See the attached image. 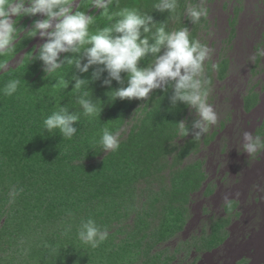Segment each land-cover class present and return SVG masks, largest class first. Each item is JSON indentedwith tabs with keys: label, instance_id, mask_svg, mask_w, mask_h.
I'll use <instances>...</instances> for the list:
<instances>
[{
	"label": "rangeland",
	"instance_id": "obj_1",
	"mask_svg": "<svg viewBox=\"0 0 264 264\" xmlns=\"http://www.w3.org/2000/svg\"><path fill=\"white\" fill-rule=\"evenodd\" d=\"M80 1L73 0L74 10L83 8L90 14L91 0L83 7ZM148 2L140 13L152 16L153 31L161 25L169 32L187 28L190 38L213 50L205 73L216 124L193 138L192 121L198 117L187 106L180 121L188 134L181 137L178 126L151 174L135 183L134 194L116 212L105 215H110L107 224L103 217L96 222L107 228L108 243L95 249L83 245L77 238L79 226L69 216L44 229L10 225L0 228V264H264V151L255 156L241 152L244 131L264 137V57L256 55L264 48V0H177L176 10L163 11L161 21V12L153 7L158 0ZM190 6L206 8L207 16L193 24L185 15ZM42 18L36 14L17 19L16 27L24 23L17 27L18 37L25 33L28 39L7 60L6 69L18 64L24 51L45 42L46 37H28L26 32ZM160 92L153 90L147 100H130L131 109L118 130L120 142L137 129ZM186 144L188 153L179 157ZM192 164L198 165L195 169L203 180L183 202L182 227L161 237L159 224L170 180Z\"/></svg>",
	"mask_w": 264,
	"mask_h": 264
},
{
	"label": "trees",
	"instance_id": "obj_2",
	"mask_svg": "<svg viewBox=\"0 0 264 264\" xmlns=\"http://www.w3.org/2000/svg\"><path fill=\"white\" fill-rule=\"evenodd\" d=\"M87 1L81 0L79 6L83 7ZM148 1L133 6L131 0H114L109 11L127 7L140 12ZM101 11L92 9L89 12L95 13L90 32L111 23L100 14ZM164 15V12L159 13V21L165 19ZM23 26V21L17 24L19 28ZM17 38L15 50L0 60L7 61L28 39L25 33ZM37 49H27L18 64L0 70V88L11 78L20 80L13 96L0 94V228L13 225L44 229L60 225L61 219L71 217L77 226L81 219L91 218L97 222L100 217L107 224L110 215H105L124 205L127 196L134 194L135 183L151 174L155 163L167 152V144L176 136L178 122L187 106L178 102L172 107L171 90L158 93L137 129L129 132L116 152L105 153L98 144L102 130H119L131 109L130 100L116 98L112 101L111 90L120 85L115 80L110 86L104 85L102 80L107 76L106 72L100 79L91 80L95 65L81 73L73 65L65 64L56 74L46 75L40 60H30L31 52L35 56ZM66 57L79 58L81 64L86 62L82 53L60 54L62 60ZM151 59L149 55L140 61V66H145ZM60 76L68 81L67 88L56 86ZM73 76L89 80L85 90L89 93L88 98L97 103V107H102L99 116L80 115L81 109L76 103L79 93H72ZM121 76L126 77V73ZM60 105L80 115V120L74 122L77 133L71 140L63 139L58 131L48 133L43 130L44 118ZM188 151L186 144L177 155L182 157ZM197 166L188 165L171 178L167 200L162 205L158 232L161 237L182 227L183 205L187 203L189 193L203 180V174L195 169ZM11 186L22 191L10 205L8 192Z\"/></svg>",
	"mask_w": 264,
	"mask_h": 264
},
{
	"label": "clouds",
	"instance_id": "obj_3",
	"mask_svg": "<svg viewBox=\"0 0 264 264\" xmlns=\"http://www.w3.org/2000/svg\"><path fill=\"white\" fill-rule=\"evenodd\" d=\"M113 3L114 0H91L92 8L101 9L100 14L111 23L90 32V25L95 23L94 15L74 10L73 0H0V57H6L15 50L20 31L16 27L17 19L40 14L43 18L35 20L27 33L28 37L39 35L47 38L38 46L35 56L31 52L30 59L40 60L46 75L56 74L65 64L73 65L81 73L88 72L89 67L95 65L97 67L91 73V80L100 79L101 74L106 72L107 76L102 80L104 85L110 86L113 80L120 85L111 90L112 101L116 98L147 100L153 90L168 92L170 88L171 106L183 103L194 110L198 117L193 119L191 127L193 138L199 139L217 122V113L208 103L210 80L205 73V62L210 60L213 50L199 40L190 38L187 28L169 32L161 25L153 31L155 22L152 16L142 14L135 8L125 7L110 12ZM153 7L160 12L167 10L172 13L176 10L177 0H158ZM185 15L195 24L201 17L207 16V9L190 6L185 9ZM61 53H82L86 62L81 64L79 58L66 57L62 60ZM149 55L152 57L150 63L140 66V61ZM256 55L264 57V48H258ZM6 67L7 61L0 60V70ZM212 67L218 69L219 66L213 64ZM121 73H126V77H122ZM72 79L75 81L72 93H79L76 103L80 106V115L99 116L102 107H97L85 90L89 80L76 76ZM19 86L20 80L11 78L0 88V94L13 96ZM56 86L67 88L68 81L60 76ZM80 115L60 105L44 118L43 130L48 133L58 131L63 139L71 140L77 133L73 125L80 120ZM178 124L180 136H186L189 129L185 122ZM120 135L119 131L104 128L98 140L101 150L105 153L116 152L120 147ZM241 148V152L247 153V156H255L264 151V137L244 131ZM20 191L22 189L10 187V205ZM108 236L107 228L99 227L93 219H81L77 238L83 245L95 249Z\"/></svg>",
	"mask_w": 264,
	"mask_h": 264
}]
</instances>
